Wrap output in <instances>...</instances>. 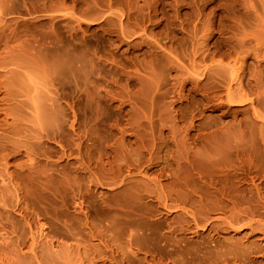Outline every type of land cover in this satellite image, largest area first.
<instances>
[{
    "label": "rangeland",
    "instance_id": "obj_1",
    "mask_svg": "<svg viewBox=\"0 0 264 264\" xmlns=\"http://www.w3.org/2000/svg\"><path fill=\"white\" fill-rule=\"evenodd\" d=\"M262 206L264 0H0V264H264Z\"/></svg>",
    "mask_w": 264,
    "mask_h": 264
},
{
    "label": "bare ground",
    "instance_id": "obj_2",
    "mask_svg": "<svg viewBox=\"0 0 264 264\" xmlns=\"http://www.w3.org/2000/svg\"><path fill=\"white\" fill-rule=\"evenodd\" d=\"M110 1H111V0H109V3H110ZM255 41H257V43H258V40H255ZM258 44H260V42H259ZM262 207H264V206H262ZM239 210H240V212L242 211L241 209H239ZM244 211H245V210H243L242 212H244ZM234 212H235L234 214L236 215V209H235ZM238 212H239V211H238ZM242 212H241V217H243V216H242ZM255 213H257V212H255ZM244 214H246V213L244 212ZM250 214H251V213H250ZM250 214H249V212H247V215L250 217V220H247V222L250 221V224L253 226V223H254V222L257 223V221L253 220L254 218H253L252 216H250ZM261 214H262V213H261ZM238 215H240V214H238ZM251 215H252V214H251ZM258 215H260V214H258ZM258 215H257V216H258ZM248 216H247V217H248ZM254 216L256 217V214H254ZM233 217H235V216H233ZM247 217L244 216L243 218H247ZM243 218H242V219H243ZM224 220H226V219H224ZM227 220H228V219H227ZM243 220H245V219H243ZM222 221H223V220H222ZM222 221H221V222H222ZM260 221H261V220H260ZM236 222H237V224H238L239 222H240V223L243 222V221H242V222L240 221V216H239V218H236V217H235V218H231V216H230L229 221H223V223H226V225H230V226H231V225H234ZM247 222H246V220L244 221V223H247ZM223 223H222V224H223ZM244 223H243V224H244ZM250 224H247V225L250 227ZM257 224H258V223H257ZM257 224H256V225H257ZM223 225H224V224H223ZM226 225H225V226H226ZM259 225H260V223H259L258 226H257V227H259V228L255 229V227H254V228H253V231H251V232H254V231L256 230V231H258V232L264 233V229H262ZM234 226H235V225H234ZM227 227H228V226H227ZM249 227H248V228H249ZM224 228H225V227H224ZM228 228H229V227H228ZM228 228H226V229H228ZM231 228H233L232 230H234V227L231 226ZM244 228H245V227H244ZM222 229H223V228H222ZM237 229H238V227H237ZM251 232H250V233H251ZM250 233H249V234H250ZM247 235H248V234H247ZM250 236H251V235H250ZM262 236H264V235H262ZM253 238H254V237H253ZM250 239H251V238H250ZM253 241H254V240H253ZM255 241H256V240H255ZM255 241H254V243L257 242V241L255 242ZM215 242H216V241H215ZM258 242H259V241H258ZM222 243H223V242H221V244H222ZM247 243H248V242H247ZM221 244H220V246H221ZM231 245L233 246L232 248H234L235 245H233V244H231ZM237 245H238V244H237ZM241 245H244V244H241ZM241 245H240V246H241ZM246 245L251 246L250 244H246ZM216 246H217V245H216ZM216 246H215V247H216ZM220 246H219V247H220ZM238 246H239V245H238ZM240 246H239V248H238L237 246H235V248H234L233 250H229L228 252H223V253H221V254L217 253V254H216V257H217L216 260L214 259L215 257H214V254L212 253L213 255H211L212 257H210V258L208 259V262H210V261H211L210 259L212 258V259L215 261V263H216V262L220 263V261H219L218 259H221V260H222L221 263H225V264H226L227 261H228L227 263H229V260H227V258H231L232 256H234V257H238V258H242V261H243V262L246 261V260H251L250 257H249L250 255H248L249 250H248V249H244V248H243L244 246H242V247H240ZM258 246H260V244H258ZM212 247H213V249H214V246H212ZM217 247H218V246H217ZM221 247H223V245H222ZM224 247H225V246H224ZM224 247H223V248H224ZM226 247L228 248L229 246L227 245ZM226 247H225V248H226ZM225 248H224V249H225ZM242 248H243L244 250H242ZM253 248H256V246H253ZM213 249H212V251L215 253L216 251H214ZM206 250H207V249H206ZM220 250H221V249H220ZM252 250H253V249H252ZM252 250L250 249V252H251ZM260 250H261V249H260ZM207 251H208V250H207ZM207 251H206V252H207ZM207 253H208V252H207ZM249 254H251V253H249ZM209 256H210V255H209ZM213 257H214V258H213ZM232 259H233V257H232ZM234 259H235V258H234ZM213 260H212L211 262H213ZM217 260H218V261H217ZM233 261H234V260H233ZM235 261H236V260H235ZM237 261L241 264V261H239V260H237ZM251 261H253V260H251ZM211 262H210V263H211ZM243 262H242V264H243ZM248 262H249V261H248ZM213 264H214V263H213ZM236 264H237V263H236ZM251 264H252V263H251Z\"/></svg>",
    "mask_w": 264,
    "mask_h": 264
}]
</instances>
